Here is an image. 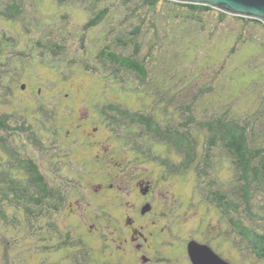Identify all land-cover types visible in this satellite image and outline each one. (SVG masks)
<instances>
[{"label": "rangeland", "instance_id": "rangeland-1", "mask_svg": "<svg viewBox=\"0 0 264 264\" xmlns=\"http://www.w3.org/2000/svg\"><path fill=\"white\" fill-rule=\"evenodd\" d=\"M9 2L0 0V11ZM21 5L22 13L11 20L0 13V113L11 115L13 124L24 122L35 135H9L6 142L34 159L65 197L58 202L60 213L49 204L53 210H40L31 222L22 207L2 201L17 224L0 214V264H193L192 241L209 245L230 264H264L233 224L240 219L262 230L264 187L252 191L255 217L248 215L238 193L241 170L230 152L217 147L211 167L168 173L162 158L179 164L181 151L162 145L144 126L128 119L113 126L98 112L99 106L123 101L131 112L152 113L159 124L176 128L186 118L179 105L192 104L198 116L227 111L240 121L250 119L255 131L250 147L264 144V31L243 29L249 37L245 43L238 20L220 22L212 11L193 13L166 1L155 13L137 1L21 0ZM104 7L107 16L87 26ZM137 27L145 81L134 72H116L99 58L107 45L131 55L133 45L118 38L129 40ZM143 130V138L137 137L135 132ZM190 133L198 154L206 153V131L195 124ZM0 143V169L26 176ZM146 181L153 188L150 202L159 228H165L163 238L156 236L157 243L146 248H136L137 242L125 248L113 231L117 222L110 225L104 216L120 219L130 212ZM100 182L111 186L97 189ZM213 192L236 198L238 213L211 203ZM77 211L83 221L79 235L73 228ZM96 221L107 236H90ZM49 222L56 230L46 229ZM79 251L83 257L76 261Z\"/></svg>", "mask_w": 264, "mask_h": 264}, {"label": "trees", "instance_id": "trees-1", "mask_svg": "<svg viewBox=\"0 0 264 264\" xmlns=\"http://www.w3.org/2000/svg\"><path fill=\"white\" fill-rule=\"evenodd\" d=\"M8 5L1 10L0 13L4 17L15 18V16L22 13L21 0H9ZM60 3L73 1V0H58ZM77 1V0H76ZM83 1V0H80ZM125 4L132 2H140L143 6L148 7L155 13L156 5L160 1H166L169 3H175L178 5H183L188 7L191 12L196 13V11H212L216 16L219 17L220 22L226 21L228 18L238 20L241 27V41L247 43L249 37H246L245 28H251L256 30L259 28L264 31V22L260 19L253 17H246L240 15H233L222 11L220 9L214 8L212 6L186 3L176 0H120ZM171 7V6H170ZM109 9L104 7L100 9L95 17L90 19L87 26H94L101 22L108 13ZM140 33V27L131 32V37L127 41H122L119 37V42L124 45L132 44L134 51L131 55L119 52L109 45L105 46L99 55V58L104 63H109L116 72L130 71L137 74V76L145 81L148 76V69L145 62H142L138 55L141 52L142 45L138 42L136 36ZM235 35V34H234ZM245 35V36H244ZM243 39V40H242ZM129 43V44H128ZM58 47V44L55 45ZM61 49L62 47L59 46ZM237 49L235 47L233 52ZM56 50V49H55ZM57 52V51H56ZM117 75V74H116ZM25 85V84H24ZM209 90H212L211 88ZM123 101H113L104 106H99V113H103L104 117L108 118L109 124L115 126L122 121L128 119L131 124H138L139 127L144 126V129L151 133L154 139L161 142L162 145H173L177 150L181 151L183 154V160L179 164H175L167 157H161L164 168L168 173L178 172L183 173L184 171L194 168H199L200 166H205V168L211 167L212 150L217 147L224 148L227 152L235 158V161L241 170L240 178L241 185L239 186L238 193H241L243 203L245 205V212L255 217V214L251 212V198L253 196L252 191L259 187H264V144L258 145L257 147H250L249 137L251 133H255L250 119L245 121H240L239 119L231 116L227 111L217 112L206 116L196 115L194 107L192 104L179 105V108L186 114V118L175 128L174 124L171 126H163L159 124L157 118L154 114H142L139 112H131L130 108L125 106ZM183 116V115H182ZM197 125L206 131L207 141H206V153L202 155L198 154L197 147L195 144V139L191 137L190 128L193 125ZM59 128H62L59 126ZM142 128V127H141ZM0 140L2 141L3 148L6 149L16 161L17 168L19 167L22 172H26V176L19 174L16 170L9 167H3L0 169V203L8 202L12 206L22 207L25 210L26 218L31 222L32 218L39 214L43 210L50 211L51 208L57 209L58 202L64 200V193L59 189H55L51 186L50 182L46 180V176L41 171L40 166L37 162L30 158L23 156L20 152L15 150V146L9 147L6 142L7 136L21 135L22 132L29 136L35 135L34 131L24 122L13 124V117L8 114L0 113ZM145 131L135 132L137 137H142ZM146 140V139H145ZM1 146V143H0ZM15 147V148H14ZM96 158V157H94ZM98 161V160H96ZM103 163V162H102ZM14 165V164H12ZM202 169L204 174H207L206 169ZM235 196V195H234ZM240 196V195H239ZM208 199L212 202L218 204L221 211L227 213L235 212L238 213V203L236 198L233 196H227V194H221L220 192H213L209 195ZM3 202L0 205V214L3 219L12 218V223L16 225V218L6 215L4 212ZM51 202V208H49V203ZM3 204V206H2ZM41 210V211H40ZM53 210V209H51ZM0 216V217H1ZM103 216V215H102ZM110 216V215H109ZM108 216V218H109ZM105 217V216H104ZM111 217V216H110ZM112 218V217H111ZM107 219V217H105ZM112 220V219H111ZM16 223V224H15ZM235 229L243 236L250 248L255 254L261 258L264 262V227L262 230L252 228L247 226L242 220H237L233 222ZM56 224L49 222L47 224L48 229H55ZM45 229V230H46ZM70 238L67 236L64 241L68 246Z\"/></svg>", "mask_w": 264, "mask_h": 264}, {"label": "flooded vegetation", "instance_id": "flooded-vegetation-1", "mask_svg": "<svg viewBox=\"0 0 264 264\" xmlns=\"http://www.w3.org/2000/svg\"><path fill=\"white\" fill-rule=\"evenodd\" d=\"M8 149H10V148L8 147L7 150ZM15 165H16V163H15ZM19 169L20 168L18 167V170ZM16 172H18V171H16ZM143 183L144 182L141 181L139 183V185L143 186ZM145 183H146V188L145 189L142 188L140 190L141 194H142V196H141L142 198L140 199V201L138 203L133 204L134 206L130 210V212L128 209H126V212L124 211L125 216L121 217L120 219L119 218L118 219L117 218L112 219L110 217L111 213L109 214L110 216L106 215V217H107L106 220H109L108 222H110V225H112V221L117 222L115 225L116 227L113 231H114V234H117L118 238L122 239L121 242L125 248H127L129 245L131 246L133 243H136V242H137L136 248H140V247L146 248L147 245H149L150 241L152 242L153 240H155V243H157L156 236L157 237L160 236L161 238H163V232H164L165 228L164 227L159 228L160 222H159V220L156 219V217H155L156 213H154L156 207L154 204H152V202H150V200H152V197H153L152 196L153 188H150L151 185H150L149 181H146ZM110 184L111 183L107 184L105 182H100L99 185H101V186H99L97 189H102L105 186H111ZM105 191L106 190H102L100 192L98 191L99 192L98 194L103 195V192H105ZM108 197L105 196L104 207L107 206L106 199ZM49 204H50V206L52 205L51 202ZM78 204L79 203H77V205ZM119 205L122 206V207H119L121 209L124 207L122 202H120ZM159 205L162 206V204H159ZM149 206H150V209L145 210L146 207H149ZM158 208H159V206H158ZM62 209H63V206H61V207L57 206V210L59 213L62 211ZM115 209L116 208H113L110 211L112 212V210H115ZM71 211H76V209L74 207H72ZM75 215H76L77 221L74 224L73 223L72 224H73V228L75 229L76 233L78 234V232H77L78 224L82 225L83 221H82V218L80 216V211H77L75 213ZM108 216H109V218H108ZM161 216H164V212H162ZM100 217H102V215ZM98 222L99 221L93 222V224L90 225V228H91L90 236H95V235L107 236V234L103 231L105 227L99 225L100 223L98 224ZM149 225H150V229H147V226H149ZM157 225H158V227H157ZM149 231H151V232H149ZM113 240H115V237ZM120 248H123V247L120 246ZM79 252H80V253H78L79 255L74 256L76 261H78L80 258L83 257V253L81 254V251H79ZM145 257H146V255H145Z\"/></svg>", "mask_w": 264, "mask_h": 264}, {"label": "water", "instance_id": "water-1", "mask_svg": "<svg viewBox=\"0 0 264 264\" xmlns=\"http://www.w3.org/2000/svg\"><path fill=\"white\" fill-rule=\"evenodd\" d=\"M212 6L233 15L253 17L264 22V0H176ZM25 88V85L23 86ZM146 207L145 210H149ZM188 251L193 264H230L217 254L209 245L192 241Z\"/></svg>", "mask_w": 264, "mask_h": 264}]
</instances>
